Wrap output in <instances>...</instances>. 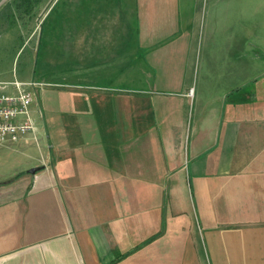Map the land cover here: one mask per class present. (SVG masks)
Masks as SVG:
<instances>
[{
    "label": "crops",
    "instance_id": "crops-1",
    "mask_svg": "<svg viewBox=\"0 0 264 264\" xmlns=\"http://www.w3.org/2000/svg\"><path fill=\"white\" fill-rule=\"evenodd\" d=\"M198 1L95 0L90 31L84 12L66 17L62 36L82 40L54 41L64 64L125 19L123 61L147 74L101 91L50 83L64 112L0 144V264H264V50L245 92L243 80L189 84Z\"/></svg>",
    "mask_w": 264,
    "mask_h": 264
},
{
    "label": "rangeland",
    "instance_id": "rangeland-1",
    "mask_svg": "<svg viewBox=\"0 0 264 264\" xmlns=\"http://www.w3.org/2000/svg\"><path fill=\"white\" fill-rule=\"evenodd\" d=\"M47 1L46 7L38 8L40 4H37L34 11H31V2L28 0H10L0 8V81L18 80L35 83L30 90L34 96L37 95L38 107L34 106L33 110L38 117L39 125L36 127H43L45 132L48 127L46 117L64 112L63 105L60 107L55 98L58 94L50 92L54 90L50 88V83H60L64 78L65 81L68 80L67 82H77L83 89L93 86L95 88L90 90L101 91V87L115 85L118 82L127 86L133 82L131 80H138V76L140 78L141 75L147 74L146 71H140L138 65L135 71L129 72L128 63L123 61L129 58L128 42L131 46L132 41L129 37L133 36L132 25H127L125 19L121 20L120 25H116L119 32L115 31L114 21L103 22L105 28L103 33L87 37L83 43L86 50L82 55H71L66 59L67 64H64L62 56H55L59 51L62 54L64 48L61 46L59 50H55L54 41H64L65 44V41L71 40L68 45L78 50L82 38L66 39V34L62 36L63 23L67 16L75 18V21L80 20L78 18L84 12L83 15L88 17L86 24L90 31L94 26L90 15L96 13L95 0H81L79 2L82 6L75 9L66 5L70 0ZM19 5L31 11L27 16L28 26ZM193 6L197 8L195 18L198 19L199 30L193 40L191 49L193 57L188 63L192 74L190 77L188 72L186 77L189 84L194 82L195 85V82L200 80H221L228 84H236L243 80L242 92H245L247 87H254L256 75L259 74L257 58L264 50V0H199ZM111 8L112 5L106 7L104 1L100 3L99 9L103 13L110 12ZM115 49L120 51L118 56H115ZM59 61L63 64L55 66L54 63ZM240 64L247 65V75L240 72ZM150 73L159 80V69ZM41 90H44L43 93ZM57 90L68 89L58 87ZM47 94L51 96L47 102L45 99L42 103V95ZM235 96L240 97L239 94ZM252 101L255 102L254 98ZM58 121V117L54 118L53 124H57ZM52 126L54 128V125ZM43 142L46 143V136ZM16 144L17 142H14L9 145ZM0 158L6 159V155L1 154Z\"/></svg>",
    "mask_w": 264,
    "mask_h": 264
},
{
    "label": "built area",
    "instance_id": "built-area-1",
    "mask_svg": "<svg viewBox=\"0 0 264 264\" xmlns=\"http://www.w3.org/2000/svg\"><path fill=\"white\" fill-rule=\"evenodd\" d=\"M33 82H0V144L14 143L31 135L36 124L29 107L34 94L29 91Z\"/></svg>",
    "mask_w": 264,
    "mask_h": 264
},
{
    "label": "flooded vegetation",
    "instance_id": "flooded-vegetation-1",
    "mask_svg": "<svg viewBox=\"0 0 264 264\" xmlns=\"http://www.w3.org/2000/svg\"><path fill=\"white\" fill-rule=\"evenodd\" d=\"M10 0H8L7 2H9ZM12 1V0H11ZM28 2H31V6H32V8H30L31 9V11H34V10H36L37 8V4H40V7H38V8H44V7H46L47 6V3H48V1L47 0H41V2H40V0H37V2H36V0H28ZM43 3V4H42ZM20 5H22V4H20ZM19 5V10H21L22 12V15L25 17L24 19H27L26 21H25V24L28 26V22H29V17L27 18V16L30 14V12L31 11H29V10H25L24 9V7H21Z\"/></svg>",
    "mask_w": 264,
    "mask_h": 264
},
{
    "label": "water",
    "instance_id": "water-1",
    "mask_svg": "<svg viewBox=\"0 0 264 264\" xmlns=\"http://www.w3.org/2000/svg\"><path fill=\"white\" fill-rule=\"evenodd\" d=\"M8 0H0V8L3 6ZM40 168H31L28 173L35 174L36 171H38Z\"/></svg>",
    "mask_w": 264,
    "mask_h": 264
},
{
    "label": "trees",
    "instance_id": "trees-1",
    "mask_svg": "<svg viewBox=\"0 0 264 264\" xmlns=\"http://www.w3.org/2000/svg\"><path fill=\"white\" fill-rule=\"evenodd\" d=\"M149 240H151V239H149ZM149 240H147L146 242H148ZM146 242H145V243H146ZM124 256H125V255H124Z\"/></svg>",
    "mask_w": 264,
    "mask_h": 264
}]
</instances>
